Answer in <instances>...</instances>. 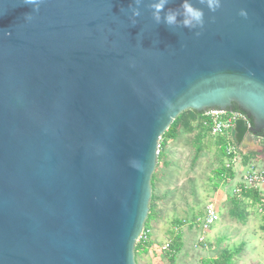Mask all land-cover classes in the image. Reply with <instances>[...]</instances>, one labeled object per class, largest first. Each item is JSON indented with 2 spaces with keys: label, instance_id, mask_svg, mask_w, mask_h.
Here are the masks:
<instances>
[{
  "label": "water",
  "instance_id": "obj_1",
  "mask_svg": "<svg viewBox=\"0 0 264 264\" xmlns=\"http://www.w3.org/2000/svg\"><path fill=\"white\" fill-rule=\"evenodd\" d=\"M152 2L134 18L135 0H44L26 21L30 5L0 0V264H136L159 143L185 111L237 105L251 125L235 140L259 149L264 0H192L199 36L163 22L181 0L160 23Z\"/></svg>",
  "mask_w": 264,
  "mask_h": 264
},
{
  "label": "rangeland",
  "instance_id": "obj_2",
  "mask_svg": "<svg viewBox=\"0 0 264 264\" xmlns=\"http://www.w3.org/2000/svg\"><path fill=\"white\" fill-rule=\"evenodd\" d=\"M216 141L199 127L198 118L188 113L180 136L162 148L155 170L159 179L152 192L153 245L138 254L136 264H216L222 260L225 264H264V217L249 199L234 194L239 175L246 173L250 162L264 160V144L256 151L243 152L244 168L237 169L234 179L222 181L215 171L226 159ZM213 202L218 204L220 220L204 234L197 220ZM176 233L181 234L182 247L175 262L169 263L163 247L174 245ZM201 235L207 239L203 243L199 242Z\"/></svg>",
  "mask_w": 264,
  "mask_h": 264
},
{
  "label": "built area",
  "instance_id": "obj_3",
  "mask_svg": "<svg viewBox=\"0 0 264 264\" xmlns=\"http://www.w3.org/2000/svg\"><path fill=\"white\" fill-rule=\"evenodd\" d=\"M204 123L206 126L211 127V134L213 136H220L224 138V153L226 155L225 166L227 169L235 170V173L239 167H243L242 151L240 146L235 140V127L238 121L244 122L249 128L251 125V119L243 111H206L204 113ZM255 142L263 143L264 138L254 137ZM246 173L239 175V179L234 187V194L237 197H242L244 192L253 190L258 195V201L256 202V208L264 217V167L259 168L256 164H249ZM240 169V168H239ZM238 172V171H237ZM229 181L231 179H228ZM220 220L218 215V206L215 202L209 203L205 206L203 215L197 220L198 226L202 233L209 231L213 225ZM207 239L204 235L199 237V242L203 243ZM170 244L167 243L163 249L168 250Z\"/></svg>",
  "mask_w": 264,
  "mask_h": 264
},
{
  "label": "trees",
  "instance_id": "obj_4",
  "mask_svg": "<svg viewBox=\"0 0 264 264\" xmlns=\"http://www.w3.org/2000/svg\"><path fill=\"white\" fill-rule=\"evenodd\" d=\"M233 111H241L237 105L233 106ZM188 113H192L195 117L198 118L199 121V127L202 128L204 130L205 133H207L209 136L215 137V139H217L216 144L218 146V148L220 149L223 157H225L226 159V155L224 153V143L225 140L224 138L220 137V136H213L211 134V127L208 125L206 126L204 123V113H197L195 111L189 110V111H185L182 114H180L171 124L170 128L164 133V135L161 138V141L159 143L160 148H159V157H158V164L157 167L159 166V162H160V158H161V152H162V148L165 147V145L167 144L168 141L170 140H176L181 132L183 131V125H184V119L186 117V115ZM260 137L264 138L263 135H260ZM251 155H256L255 152H252ZM225 162H223V164L221 165V167L217 168V170L215 171V176L219 179V180H228V179H234L236 176L235 170L233 169H227L225 166ZM157 170H160L159 168ZM159 173L158 171H155V173L152 176V189L153 192L155 191L156 188V182L159 179L158 178ZM245 198L249 199L252 204H256V202L258 201V195L255 191L250 190L247 192H244V194L242 195ZM238 200V199H237ZM154 201H155V194L153 193L152 195V199H151V203H150V213L148 215V218L146 220L145 223V230L144 233L142 235V238L137 242L136 247H135V258L138 256V254L142 251L144 253H146L148 251V249L153 245V241H151V222L153 221L155 215H154ZM180 225H183L182 222H179ZM264 229V228H263ZM173 240H174V245L170 246V248L165 252V258L167 259V261L169 263H174L175 259H176V254L180 251L181 247H182V241H181V234L180 233H176L173 234ZM216 264H225V261H216Z\"/></svg>",
  "mask_w": 264,
  "mask_h": 264
},
{
  "label": "clouds",
  "instance_id": "obj_5",
  "mask_svg": "<svg viewBox=\"0 0 264 264\" xmlns=\"http://www.w3.org/2000/svg\"><path fill=\"white\" fill-rule=\"evenodd\" d=\"M170 0H153L152 3L148 4L147 7L151 9L152 17L156 23L161 22V12L165 9V6ZM23 3L31 6V12L25 14L24 19L31 21L34 13L40 11V6L44 3V0H23ZM143 0H135L136 7L132 8V17H139L141 15L140 5ZM198 3L204 5L209 12L215 13L222 7V0H198ZM241 17L247 18L248 11L245 8L239 10ZM178 16L182 19L178 20ZM135 24V19H133ZM163 22L169 27H181L187 28L190 31H194L196 36L201 34L197 29L202 30L205 25V12L204 8L194 6L192 0H181L179 9H168L163 16ZM5 35L10 36V32H5ZM131 167H137V162L130 165Z\"/></svg>",
  "mask_w": 264,
  "mask_h": 264
},
{
  "label": "crops",
  "instance_id": "obj_6",
  "mask_svg": "<svg viewBox=\"0 0 264 264\" xmlns=\"http://www.w3.org/2000/svg\"><path fill=\"white\" fill-rule=\"evenodd\" d=\"M256 143V142H255ZM260 145V143H258L257 144V146H259ZM248 152H250V151H248ZM261 159V158H260ZM257 160V161H255V160H252L251 162H250V164H256V166L257 167H259L260 168V166L263 168L264 167V160ZM217 206H218V204H217ZM263 216V215H262Z\"/></svg>",
  "mask_w": 264,
  "mask_h": 264
}]
</instances>
